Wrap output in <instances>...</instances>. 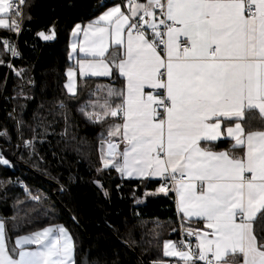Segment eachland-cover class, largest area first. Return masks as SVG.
Segmentation results:
<instances>
[{
  "label": "snow or ice",
  "instance_id": "6c2138e0",
  "mask_svg": "<svg viewBox=\"0 0 264 264\" xmlns=\"http://www.w3.org/2000/svg\"><path fill=\"white\" fill-rule=\"evenodd\" d=\"M26 6L28 0H0V29L19 35ZM79 33L84 38L71 44L69 59L78 47L83 58L66 69L67 99L49 100L42 87L37 98L32 69H14L21 82L4 100L11 103L6 111L17 143L0 148V166H10L5 155L13 147L38 155L37 144H50L48 136L59 137L62 152L86 158L90 142L72 116L76 76L112 78L109 85H97L96 91L106 96L91 107L100 111L87 112L88 104L77 111L93 125L119 121L96 134L98 175L115 170L145 187L158 179V187L145 196L175 193L181 234L194 236L196 244L169 239L163 255L179 257L183 264H264V0H121L86 27L77 24L72 35ZM54 35V29L37 33L44 41ZM0 44L11 57L21 55L8 39ZM0 65L13 67L4 60ZM30 104L36 107L25 119ZM0 136L11 140L7 131ZM222 137L230 141L228 147L204 146ZM5 183L13 182L0 181ZM93 183L110 198L101 179ZM25 190L41 205L48 200ZM58 191L67 189L60 184ZM7 199L5 188L0 201ZM192 218L203 221L204 228L185 227L183 221ZM7 219L0 216V264H99L76 260L73 237L63 225L17 235L12 244L9 233L15 225L8 228ZM114 255L110 264H120L119 253Z\"/></svg>",
  "mask_w": 264,
  "mask_h": 264
},
{
  "label": "trees",
  "instance_id": "16d2710c",
  "mask_svg": "<svg viewBox=\"0 0 264 264\" xmlns=\"http://www.w3.org/2000/svg\"><path fill=\"white\" fill-rule=\"evenodd\" d=\"M114 3L109 0H28L30 6L24 8L23 30L18 41L21 55L13 60L12 70L0 65V133L7 131L11 137L9 141L0 136V148L9 149L10 144L17 143L14 122L7 117L11 103L4 100V97L14 94V85L21 82L14 69H32V75L39 85L37 98L42 87L49 100L54 96L67 99L70 94L64 83L66 69L70 66L71 32L77 24L90 22ZM101 4L105 7H99ZM29 16L31 19H28ZM52 29L55 35L49 41L37 36L39 31L52 34ZM17 36L14 31L0 29V39L14 41ZM10 59L9 53L0 50V60L9 64ZM111 83L112 78L79 80L78 99L72 104V116L80 135L86 136L90 142L86 158L73 151L62 152L63 145H57L58 136H48L50 144H37L38 155L28 156L29 150L14 147L6 152L5 158L11 164L0 166V181L13 183L0 185V191L6 188L8 194L6 202L0 201V216L9 218L8 228L15 225L14 233H9L12 244L17 235H26L47 226L63 225L72 234L78 262L87 258L90 262L105 264L108 261L110 264L111 260L116 259L115 252L119 253L120 264H152L153 261L167 260L163 255L164 242L178 239L175 194L145 196L146 191H154L158 187L159 180L147 182L145 187L141 180L121 178L115 170L111 171L110 176L107 170L102 176L95 171L101 164L100 141L96 134L102 127L106 130L108 124L114 121L109 119L104 125H93L77 109L82 104H88L86 111L91 112V103L106 96V91H96L97 85ZM35 107V104H30L25 119H30ZM56 131H60V127ZM30 137L31 133L25 131L24 138ZM69 177L73 179L69 181ZM46 178L63 184L67 191L59 192L58 186ZM94 178L101 179L110 192V198H106L93 183ZM24 185L35 195H46L48 200L44 205L31 200ZM117 185L120 187L117 188ZM71 215L76 217L84 230L73 221ZM110 224L119 229V234L109 228ZM122 241H127V244Z\"/></svg>",
  "mask_w": 264,
  "mask_h": 264
},
{
  "label": "crops",
  "instance_id": "0c3cea01",
  "mask_svg": "<svg viewBox=\"0 0 264 264\" xmlns=\"http://www.w3.org/2000/svg\"><path fill=\"white\" fill-rule=\"evenodd\" d=\"M115 4V3H114ZM114 4H112V5H110L109 7H111V6H113ZM107 10V8L104 10V11H106ZM103 13V12H102ZM101 13V14H102ZM100 14V15H101ZM99 16V15H98ZM97 16V17H98ZM95 19V18H94ZM93 19V20H94ZM89 23V22H88ZM88 23H85V24H83V23H79L82 27H86L87 26V24ZM75 28V27H74ZM73 28V29H74ZM72 32H73V30H72ZM72 32H71V35H70V53L72 52V49H71V44L73 43V42H79V41H82L83 40V34L82 33H79L76 37H74L73 35H72ZM69 53V54H70ZM81 58H83V54L82 53H80L79 52V47L77 48V51H76V53H73L72 54V59H69V61H70V66L69 67H71V66H75V64H76V60H78V59H81ZM88 78H107V77H91V76H89ZM80 79H86V78H83V77H80L79 76V74L77 73V76H76V89H77V93H78V88H79V80ZM67 82H68V76H67V73H66V80H65V83H64V86L67 84ZM118 87V86H117ZM65 89H66V91H67V93H68V90H67V88L65 87ZM69 94V93H68ZM97 101H99V103H103L104 102V97L102 98V99H99V100H96L95 102H97ZM94 103V102H93ZM93 109V108H92ZM100 111V109H99V107H97L96 109H93L92 111ZM114 122H119V121H114ZM203 143V142H202ZM229 144H230V141L228 140V139H226V138H221V140L220 141H217V142H213V144L212 145H204V146H207V147H212L213 148V150H222V149H224V148H226V147H228L229 146ZM122 147H123V145H121V149H122ZM105 150H106V145H105ZM125 179H132V180H139V179H137V178H127V177H125ZM158 179H155V180H153V181H157ZM174 193V192H173ZM175 194V193H174ZM175 198H176V196H175ZM178 214V213H177ZM181 223H182V220H181V216L178 214V227L177 228H179V225H181ZM183 224H184V226L185 227H191V228H193L194 230L195 229H203L204 228V223H203V221H201V220H198L197 218H192V220L191 221H187V220H184L183 221ZM55 226V225H54ZM65 227V226H64ZM254 227L255 228H257V229H259V227H260V224L259 223H256L255 225H254ZM66 228V227H65ZM69 231V230H68ZM69 233H70V231H69ZM26 235H28V234H26ZM70 235L72 236V234L70 233ZM192 239H193V245H195L196 244V238L193 236L192 237ZM172 240H175V239H172ZM15 241V240H14ZM74 241V240H73ZM176 241V240H175ZM178 242V241H177ZM14 244V243H13ZM31 247H35V245H32ZM167 258V260L166 261H164L165 262V264H183V261L182 260H180V258L179 257H166Z\"/></svg>",
  "mask_w": 264,
  "mask_h": 264
},
{
  "label": "built area",
  "instance_id": "2783aa9c",
  "mask_svg": "<svg viewBox=\"0 0 264 264\" xmlns=\"http://www.w3.org/2000/svg\"><path fill=\"white\" fill-rule=\"evenodd\" d=\"M109 1H115L116 3H120V2H121V0H109ZM24 8H25V7H24ZM24 8H23V12H24ZM22 24H23V22H22ZM21 27H22V25H21ZM19 35H20V34H19ZM19 35L17 36V38H16L14 41H10L11 43H13V44L16 45L17 50H18ZM2 49L5 50L4 47H3V45L0 44V50H2ZM9 55H10V53H9ZM10 56H11V55H10ZM15 58H17V57H11V59H10L9 64H11L12 66H13V60H14ZM12 68H13V67H12ZM12 68L9 67L10 70H12ZM1 133H2V132H1ZM10 164H11V163H10ZM25 186H27V185H24V187H25ZM27 188L30 189L28 186H27ZM27 193H28V192H27ZM28 194H29V193H28ZM31 195H34V194L31 192ZM30 199H31V198H30ZM180 227H181V225H179V228H178V239H177V241H181V240L191 241V243H192V245H193L194 243H193V239H192V237H188L186 234H181ZM193 246H194V245H193Z\"/></svg>",
  "mask_w": 264,
  "mask_h": 264
},
{
  "label": "water",
  "instance_id": "95a60500",
  "mask_svg": "<svg viewBox=\"0 0 264 264\" xmlns=\"http://www.w3.org/2000/svg\"><path fill=\"white\" fill-rule=\"evenodd\" d=\"M28 169H30L32 172H34V170L33 169H31V168H28ZM40 175V174H39ZM47 179V178H46ZM49 182H51V183H53L54 185H56V186H59L60 184H58V183H56V182H54V181H52V180H50V179H47ZM72 217L74 216V215H71ZM79 226H80V228L82 229V230H84L83 229V227L78 223V221H77V219H76V221H75Z\"/></svg>",
  "mask_w": 264,
  "mask_h": 264
},
{
  "label": "rangeland",
  "instance_id": "374dc122",
  "mask_svg": "<svg viewBox=\"0 0 264 264\" xmlns=\"http://www.w3.org/2000/svg\"><path fill=\"white\" fill-rule=\"evenodd\" d=\"M35 195V194H34ZM169 240V239H168ZM170 240H172V239H170ZM172 241H174V242H177V241H175V240H172Z\"/></svg>",
  "mask_w": 264,
  "mask_h": 264
}]
</instances>
